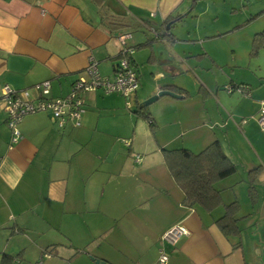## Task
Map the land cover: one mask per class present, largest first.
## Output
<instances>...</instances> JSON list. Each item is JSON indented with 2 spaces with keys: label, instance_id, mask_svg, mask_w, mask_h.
Here are the masks:
<instances>
[{
  "label": "crops",
  "instance_id": "crops-1",
  "mask_svg": "<svg viewBox=\"0 0 264 264\" xmlns=\"http://www.w3.org/2000/svg\"><path fill=\"white\" fill-rule=\"evenodd\" d=\"M191 3L0 0V264H98L96 259L106 264H158L161 249L168 256L167 264H264V130L256 122L264 85L253 94L251 85L243 82L250 86L251 95L236 100L224 123L227 139L231 136L233 142L244 144L251 155L238 154L235 148L226 151L218 133L212 135L229 159L246 171L247 188L251 182L254 198L237 199L238 184L232 178L236 169L215 183L222 205L211 211L182 203L183 192L161 151L176 135L161 141L154 110L147 108L154 128L133 112L137 102L168 89L167 85L185 90L168 89L182 96L175 99L193 100L190 109L196 98L205 107L210 99L227 101L240 94L226 91L227 97L218 85L194 73L190 77L198 87L192 89L178 76L173 78V58L163 59L162 69L157 66L153 40L165 39L164 44L172 48L174 37L160 38L156 27L163 28L169 16L181 15ZM133 25L148 30L152 38L131 36L126 41L134 46L131 61L138 77L134 105L129 104L132 114L125 110L126 101L119 93L96 88L81 93L79 126L67 122L58 127L47 111L27 114L17 125L20 138L10 143L3 85L32 92L35 84L48 80L50 96H65L75 79L87 77L89 58L96 60L101 75L112 78L120 50L118 36ZM143 61L139 72L138 62ZM182 121L176 123L186 131L201 127L196 123L187 127ZM206 138L211 137L197 134L182 142L194 151L191 144L208 145ZM231 190L236 198L232 201L239 204L240 231L227 236L215 220L228 204L224 194L230 196ZM246 202L250 211L242 212ZM177 222L188 233L175 245L162 241L161 234Z\"/></svg>",
  "mask_w": 264,
  "mask_h": 264
},
{
  "label": "rangeland",
  "instance_id": "rangeland-1",
  "mask_svg": "<svg viewBox=\"0 0 264 264\" xmlns=\"http://www.w3.org/2000/svg\"><path fill=\"white\" fill-rule=\"evenodd\" d=\"M191 1L192 3L181 11L182 19L174 23L171 28L167 29L166 26L163 28L156 27L159 35L169 31L174 36L172 48L164 44L163 40L165 39L153 40L158 55L157 66L162 69L164 66L163 59L173 58V66L175 67L173 78L178 76L180 80L194 87L192 89L198 87V83L190 77L194 73L202 81L218 85L220 91L227 97L228 95L223 87L230 84V82H247L251 85L253 94H255L258 86L264 85V0ZM123 32L130 33L134 37H144L145 35V37L152 38L148 30L136 25L126 27ZM145 52L147 53V51H142V53ZM141 56L143 59V54ZM143 65L145 66L144 61L138 62V71L143 68ZM237 95L233 96L234 99L228 97L227 101L210 99L205 101V104H208L205 107L203 106L204 102L194 97L198 101H196V105H192L191 109L188 103L193 102V100L184 101L185 99L172 97L170 99L172 101L169 102L174 103H169L166 101L169 100V97L163 95L146 107L154 110V113L158 116L160 126L157 134L161 141L165 142L176 135L174 142L173 140L169 142L166 148H188V144L182 142V140L186 141L192 135L197 134L203 137H211L206 138L208 139L206 143H210L209 141L214 140L213 133L217 132L226 151L235 148L238 154L247 156L251 155L248 147L233 142L231 136L228 140L229 138L227 139L224 135V123L228 119L227 116L229 113H233V105L236 100H241L244 97L240 94ZM121 96L122 100L126 101L125 97ZM130 103L134 105L133 96L129 99ZM125 106V110L130 113L132 106L129 107L126 103ZM191 115L196 117L188 122L187 120ZM178 119L187 122V127L194 126L195 123L201 127L186 131L184 128H179L176 123ZM106 124L111 127L109 120H106ZM124 141L129 142V140ZM205 145L197 147V144L193 143L190 147H194L193 150L197 152ZM241 159L245 161L243 158ZM240 172H242V177L244 176L242 179L240 178ZM232 178L238 184L236 187L237 199L241 201L243 199L249 200L250 195L247 192L248 188L245 181L246 171L240 164L237 165V173ZM232 192L234 191H228L230 196L224 194L226 203L236 199L233 197ZM242 195H244V198ZM243 205L242 212L250 211V202L243 203Z\"/></svg>",
  "mask_w": 264,
  "mask_h": 264
},
{
  "label": "built area",
  "instance_id": "built-area-1",
  "mask_svg": "<svg viewBox=\"0 0 264 264\" xmlns=\"http://www.w3.org/2000/svg\"><path fill=\"white\" fill-rule=\"evenodd\" d=\"M128 38H130L129 33H122L118 36L119 52L122 57L118 60L112 78L101 75L98 71L96 60L89 58L85 68L87 77L79 76L75 79L72 83L71 92L65 96H50V81L48 80L35 84L32 92L30 90H15L7 84L3 85L1 100L7 116V125L11 132L10 143H15L20 138L17 125L27 114L47 111L52 115L58 127H64L67 122H72L73 126H79L83 104L81 93L85 91L102 88L105 92H117L125 97L126 104L129 106V99L133 96L138 86V77L129 58L133 50L126 43ZM223 88L229 93L236 91L244 97L251 95L250 86L247 84L230 83L224 85ZM256 120L260 128L264 130V100L260 101ZM124 143L129 145L128 141H124ZM138 159L139 156L137 155L136 160ZM187 233L188 230L185 225L177 222L161 234V240L170 245H175ZM167 260V254L161 249L157 263L167 264Z\"/></svg>",
  "mask_w": 264,
  "mask_h": 264
},
{
  "label": "trees",
  "instance_id": "trees-1",
  "mask_svg": "<svg viewBox=\"0 0 264 264\" xmlns=\"http://www.w3.org/2000/svg\"><path fill=\"white\" fill-rule=\"evenodd\" d=\"M181 19V15L175 17L169 16L164 23V27L170 22L169 28H171L174 23ZM160 36V38L170 37L171 39L174 37L169 31H166ZM131 47L134 51V46ZM121 57V53L118 52L114 71ZM131 57L132 55L129 58L131 59ZM165 87L168 89H175L177 93L185 92V90L176 88L174 85H167ZM133 112L148 120L152 128L155 127V123L151 119V115L142 101L137 102L136 109ZM161 151L170 175L183 192L182 203L185 206L189 208L198 206L206 211H211L222 205L221 190L216 188L215 183L218 180L232 175L237 168L235 163L224 153L219 141H212L197 152L185 147H163ZM248 190L250 197L254 198V190L251 182H249ZM223 207V214L215 220L216 224L227 236L239 234L240 230L237 225L238 202L232 201L223 205Z\"/></svg>",
  "mask_w": 264,
  "mask_h": 264
},
{
  "label": "water",
  "instance_id": "water-1",
  "mask_svg": "<svg viewBox=\"0 0 264 264\" xmlns=\"http://www.w3.org/2000/svg\"><path fill=\"white\" fill-rule=\"evenodd\" d=\"M169 24H170V22L168 24H166V28L167 29L169 28ZM163 95L171 96L173 98H181L182 97L181 95H179V94H177V93H175V92H173L171 90H168V89H159L155 93H153L152 95H150L148 98H146L145 100H143L142 102H143V104L145 106H147V105L151 104L152 102L156 101L157 99H159ZM95 261L98 264H106L104 261L99 260V259H96Z\"/></svg>",
  "mask_w": 264,
  "mask_h": 264
}]
</instances>
